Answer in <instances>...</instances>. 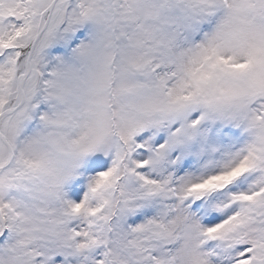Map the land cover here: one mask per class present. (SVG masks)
<instances>
[{
	"label": "snow or ice",
	"instance_id": "6c2138e0",
	"mask_svg": "<svg viewBox=\"0 0 264 264\" xmlns=\"http://www.w3.org/2000/svg\"><path fill=\"white\" fill-rule=\"evenodd\" d=\"M0 264H264V0H0Z\"/></svg>",
	"mask_w": 264,
	"mask_h": 264
}]
</instances>
